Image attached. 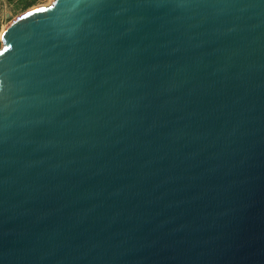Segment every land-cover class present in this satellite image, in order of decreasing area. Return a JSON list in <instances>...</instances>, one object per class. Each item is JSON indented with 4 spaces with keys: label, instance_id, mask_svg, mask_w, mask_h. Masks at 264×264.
I'll list each match as a JSON object with an SVG mask.
<instances>
[{
    "label": "water",
    "instance_id": "obj_1",
    "mask_svg": "<svg viewBox=\"0 0 264 264\" xmlns=\"http://www.w3.org/2000/svg\"><path fill=\"white\" fill-rule=\"evenodd\" d=\"M38 8L0 32V264H264V0Z\"/></svg>",
    "mask_w": 264,
    "mask_h": 264
},
{
    "label": "rangeland",
    "instance_id": "obj_2",
    "mask_svg": "<svg viewBox=\"0 0 264 264\" xmlns=\"http://www.w3.org/2000/svg\"><path fill=\"white\" fill-rule=\"evenodd\" d=\"M51 0H0V32L16 16L30 8L50 3ZM1 46V41H0Z\"/></svg>",
    "mask_w": 264,
    "mask_h": 264
},
{
    "label": "snow or ice",
    "instance_id": "obj_3",
    "mask_svg": "<svg viewBox=\"0 0 264 264\" xmlns=\"http://www.w3.org/2000/svg\"><path fill=\"white\" fill-rule=\"evenodd\" d=\"M41 11H49L48 8H35L34 12H41ZM33 13H26V15H32ZM3 35V34H0ZM13 48V45L11 43H8L6 47L0 49V55H3V52H7Z\"/></svg>",
    "mask_w": 264,
    "mask_h": 264
},
{
    "label": "bare ground",
    "instance_id": "obj_4",
    "mask_svg": "<svg viewBox=\"0 0 264 264\" xmlns=\"http://www.w3.org/2000/svg\"><path fill=\"white\" fill-rule=\"evenodd\" d=\"M44 5H45V4H41V5L34 6V7L30 8V9L27 10V11H30V10H32V9H35V8H38V7H41V6H44Z\"/></svg>",
    "mask_w": 264,
    "mask_h": 264
}]
</instances>
